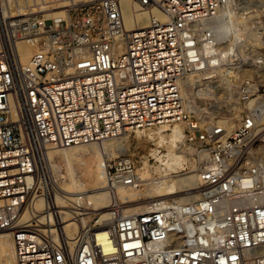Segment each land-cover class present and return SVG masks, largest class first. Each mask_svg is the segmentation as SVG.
Here are the masks:
<instances>
[{
  "label": "built area",
  "instance_id": "built-area-1",
  "mask_svg": "<svg viewBox=\"0 0 264 264\" xmlns=\"http://www.w3.org/2000/svg\"><path fill=\"white\" fill-rule=\"evenodd\" d=\"M230 4L137 0L139 12L166 20L130 32L121 0L68 5L59 18L0 15V235H11L16 264H264V163L249 161L257 112L229 132L198 118L182 92L187 79L218 67L203 50L228 42L212 23ZM21 43L33 48L26 64ZM239 95L245 104L255 93L247 84ZM178 124L182 148L198 161L199 199L169 198L133 215L115 199L103 220L82 199L57 203L48 150ZM138 171L125 155L107 161L106 189L140 187ZM65 219L80 225L73 246ZM100 231L115 248L107 259Z\"/></svg>",
  "mask_w": 264,
  "mask_h": 264
},
{
  "label": "rangeland",
  "instance_id": "rangeland-1",
  "mask_svg": "<svg viewBox=\"0 0 264 264\" xmlns=\"http://www.w3.org/2000/svg\"><path fill=\"white\" fill-rule=\"evenodd\" d=\"M44 1L45 0H28V3H32V9H36L35 12H38L46 9L45 5L42 3ZM18 2L23 3L22 0H9L11 4V14L9 15L6 13L3 15L0 13L1 17L14 16L16 11L20 8L17 6ZM68 5L71 4L68 3L67 0H62L61 3L55 7L58 9L53 11H63V8ZM53 11H48L46 14ZM224 12L227 14L229 13L226 24L228 28L224 30L228 35L226 34V37L222 36L221 32H218L217 35H219L220 41H228L221 48L223 50L232 49L231 54L233 55L230 60L224 61L220 63L218 67L211 68L207 71V74L210 76L213 75V78L203 81L205 83L207 82V84L198 87L200 82L203 83L201 81V76L198 78H190V86L184 91V96L190 106L195 108L193 109L198 115V118L213 125L220 124L226 127L229 132L233 131L240 124L241 117L245 112L254 110L257 106L262 105L263 108L260 109V111L256 110L258 126L249 145V161L252 163H264V135L257 137L259 133L261 134L264 132V65L258 64L260 61H263L260 59L264 58V0H231L230 7L225 9ZM238 22L242 23L244 26L241 27L239 32L241 39L236 41L235 33H238V31L235 30L234 24ZM247 84L255 95L251 97L247 103L243 104L240 101L239 93L242 85ZM199 89H206L207 94L199 93ZM229 121H231V125L221 123ZM158 130H163L164 132L162 134L164 135L171 133L168 129L140 130L139 133L136 131L123 133L122 136L126 138H124L125 141L123 140L124 142H121V144L126 149L125 154H115L112 149H109V152L114 154L105 161H99L94 158L93 153H88L84 157L87 165H78L76 167L77 171L79 170L78 172L74 169H69L68 165L63 160V155H59V159L63 160V173L67 175V171L69 174L77 175L91 187V180L96 176V172L100 166H106L107 161L115 160L125 155L126 157L132 158L137 164L139 173L144 178L145 182L135 190L119 189L115 194V198L123 210L125 204L121 203L122 200H120L122 192H137L138 203L144 202L150 198L147 192V189L150 188V184L163 180V175H165V172L162 170L165 166L161 161L157 160L154 152L159 151L160 154L157 153V156H165V154H168L167 147L165 144L164 146H157L159 142L157 137H152V139L149 136L150 132L152 133ZM114 142L115 141L112 143ZM178 146L182 148L181 143H178ZM82 152V149H77L78 154L82 155ZM186 154V164L183 165V168L172 171V176L184 177L189 174H198V161H194L188 151H186ZM197 185V187L200 188V182ZM97 197L98 196H95L93 198V204ZM169 198L178 200L179 197L172 196L166 199ZM154 202L158 203L160 201ZM140 205L143 204H139V206ZM94 206L97 208L106 207L105 203L103 205L94 204ZM95 213L98 212L96 211Z\"/></svg>",
  "mask_w": 264,
  "mask_h": 264
},
{
  "label": "bare ground",
  "instance_id": "bare-ground-1",
  "mask_svg": "<svg viewBox=\"0 0 264 264\" xmlns=\"http://www.w3.org/2000/svg\"><path fill=\"white\" fill-rule=\"evenodd\" d=\"M87 1L89 0H67V2L70 3L71 5H75ZM22 2L23 3L20 2L17 3L18 4L17 6H19L20 8L18 7L19 11L16 9L17 11L14 16H9V17L3 16V17L9 19L14 17L27 16L32 13H35L36 9L35 10L32 9L33 7V5H31L32 3L29 4L28 0L25 1L22 0ZM42 3L46 7V9L44 10L46 12L58 9L55 8L56 6L54 8L47 6L46 1ZM136 4H137V0H121L126 31L130 32V31L146 28L149 25L150 20H152L153 18L162 21L166 20V16L161 11H158L156 9L148 12H139L137 10ZM10 6L11 4L9 3V0H0V13L3 15L8 13L10 15L11 14ZM65 15L66 13L63 11H58V12L53 11L47 13L45 16L46 18H50V17L59 18V17H65ZM228 16L229 13L227 14L226 12H224V10H222L213 20L212 28L216 32V35L218 34V32H221L222 36L225 37L226 34L228 35V33L224 32V30L228 28L226 25ZM243 26L244 25L239 22L234 24L235 30L238 31V33L237 32L235 33L236 41L241 39V37L239 36V32L241 30V27ZM217 37L219 38V35H217ZM19 50L21 54V61L23 64H26L29 61L30 57L33 55V48L28 44L21 43L19 44ZM203 51L205 56L216 54V57H214L212 62L210 63V65L212 64V66L214 65L218 66L222 62L226 60H230L231 56L233 55L231 54L232 49L220 50L218 52L217 49L214 50L205 47ZM200 76L202 82L204 80L206 81L213 78V75L210 76L209 74H207V72L200 74ZM190 81L191 79H187L183 84V90H182L183 96H184V91H186V89H188V87L190 86L189 85ZM203 84H207V82L206 83L200 82L198 84V87H201ZM198 92L201 94H207L206 89H201V90L199 89ZM262 108H263L262 105L257 106L254 109V111L256 110L260 111V109ZM221 123L228 125L232 124L231 121L221 122ZM139 131L136 132L139 133ZM170 131H171L170 134H165V135L162 134L164 132L163 130H158L156 132L154 131L152 133L150 132L149 136L151 138L157 137V139L159 140L157 146L159 145L164 146L165 144L167 147L168 154H165V156H157L158 155L157 153H159V151L154 152L157 160L161 161V163L165 166V168L163 167L164 169L161 168L163 172H165V175H163V180L150 184V188L147 189L150 198H148L144 202L138 203L137 192L134 191L122 192L120 196L121 197L120 200H122L121 203L125 204L123 206L125 211L122 208L121 209L123 210L125 215H133L145 210H149L150 208H153V206L155 205L154 201L161 202L164 201L163 199L172 196H178L179 201L186 203L195 201L200 198V188L197 187L198 186L197 184L200 182V178L198 174H189L184 177L172 176V171H175L179 168H183V165L186 164L185 162H186L187 154H186V150L178 146V143L181 144L183 143L184 132L182 126L176 125L173 128H171ZM123 133L120 136L110 137L107 139L96 141L94 143L92 142L89 144H82L61 150H48L47 152L48 161L50 162V166L52 170L56 173L58 177L59 191L56 194V198H55L58 204H62L63 207H65L66 205L62 201L61 195H67L68 197L71 198L82 199V201H85L87 204H90L93 210L95 212L96 211L98 212L96 214L100 216L101 220H103L109 216L107 212L108 208L115 201L116 199L115 194L119 189L135 190L134 188L118 187L117 190L114 191V193L109 192L106 189L105 165L103 167L101 166L99 167L98 171L96 172V176L94 177V179L91 180L90 183L92 184L91 187H89V185L85 181H83L79 176L74 174H69L67 171H66L67 175H64L63 173V168H64L63 160L66 162L69 169L72 170L74 169L77 171L76 167L78 165L79 166L87 165V162H85L84 157L88 153H93L94 158L99 161L100 160L105 161L107 158L111 157L114 153L119 155L125 154L126 149L121 144V142L125 141L124 138H126L122 136ZM262 135H264V132L261 134L259 133L257 137H261ZM113 141L115 142L112 143ZM77 149H82L83 151L82 155L77 153ZM109 149H112L114 153H110ZM59 155H63V160L59 159ZM140 177L142 178L144 183L145 182L144 178L141 175ZM95 196L98 197L95 199L94 204L103 205L105 203L106 207L103 208L95 207L92 201ZM107 197L109 198V200ZM139 204H143V205L139 206ZM42 207H43V200L40 199L36 203V209L39 211L41 210ZM79 228L80 225H77L76 223H72L68 219H65L63 222V230L71 246L74 245L75 234ZM97 239L101 244L103 256L106 259L110 258L111 255L115 252V248L110 240L109 234L106 231H100L97 234ZM0 264H16L14 257L13 241L11 235H9L8 233H4L0 235Z\"/></svg>",
  "mask_w": 264,
  "mask_h": 264
}]
</instances>
